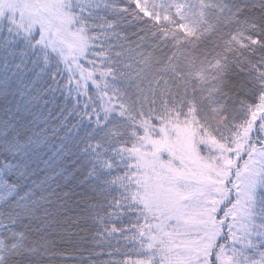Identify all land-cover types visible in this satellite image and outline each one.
I'll use <instances>...</instances> for the list:
<instances>
[{
  "label": "snow or ice",
  "instance_id": "6c2138e0",
  "mask_svg": "<svg viewBox=\"0 0 264 264\" xmlns=\"http://www.w3.org/2000/svg\"><path fill=\"white\" fill-rule=\"evenodd\" d=\"M84 251L264 264V0H0V264Z\"/></svg>",
  "mask_w": 264,
  "mask_h": 264
},
{
  "label": "trees",
  "instance_id": "16d2710c",
  "mask_svg": "<svg viewBox=\"0 0 264 264\" xmlns=\"http://www.w3.org/2000/svg\"><path fill=\"white\" fill-rule=\"evenodd\" d=\"M113 245H116V240H113L112 241ZM95 251H100L101 249L97 248V249H94ZM81 257H84V262L83 264H88V260H87V257H88V252L87 251H84V252H69L66 257L64 258H61L60 256H57L53 261H52V264H79L80 260H81ZM117 259H121L123 258L122 256L121 257H116ZM133 259H135L136 257L133 256L132 257ZM100 259H108L107 256H102L100 257ZM45 264H48V262L46 261Z\"/></svg>",
  "mask_w": 264,
  "mask_h": 264
}]
</instances>
